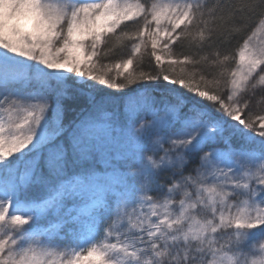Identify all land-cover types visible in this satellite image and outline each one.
Listing matches in <instances>:
<instances>
[{"label": "snow or ice", "instance_id": "6c2138e0", "mask_svg": "<svg viewBox=\"0 0 264 264\" xmlns=\"http://www.w3.org/2000/svg\"><path fill=\"white\" fill-rule=\"evenodd\" d=\"M260 34L264 0H0V264H264Z\"/></svg>", "mask_w": 264, "mask_h": 264}, {"label": "trees", "instance_id": "16d2710c", "mask_svg": "<svg viewBox=\"0 0 264 264\" xmlns=\"http://www.w3.org/2000/svg\"><path fill=\"white\" fill-rule=\"evenodd\" d=\"M129 24H132L131 22H128ZM133 25V24H132ZM250 34V33H249ZM246 38V37H245ZM243 41L240 40L239 43H242ZM125 43L128 44L127 41H125ZM223 47L226 48V49H230L233 53H235V51L238 50V44H237V40H232L230 42L226 41L224 44H223ZM185 52H188L187 49L184 50ZM114 62H118V60L114 61ZM232 67H234V62L232 63ZM108 91H113L111 89H109ZM35 194V193H34ZM100 239L102 240L103 239V236L101 235Z\"/></svg>", "mask_w": 264, "mask_h": 264}, {"label": "rangeland", "instance_id": "374dc122", "mask_svg": "<svg viewBox=\"0 0 264 264\" xmlns=\"http://www.w3.org/2000/svg\"><path fill=\"white\" fill-rule=\"evenodd\" d=\"M131 23L134 25V22H131ZM257 40L258 41L259 40H264V34L258 35ZM128 45H129V50H130V42H128ZM161 54L163 55V53H161ZM234 66H235V64H234Z\"/></svg>", "mask_w": 264, "mask_h": 264}]
</instances>
